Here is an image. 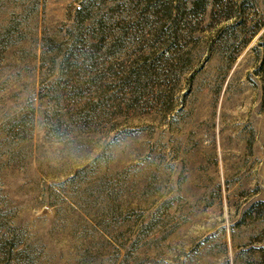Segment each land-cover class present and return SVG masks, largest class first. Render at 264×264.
Wrapping results in <instances>:
<instances>
[{
	"label": "rangeland",
	"instance_id": "374dc122",
	"mask_svg": "<svg viewBox=\"0 0 264 264\" xmlns=\"http://www.w3.org/2000/svg\"><path fill=\"white\" fill-rule=\"evenodd\" d=\"M0 264H264V0H0Z\"/></svg>",
	"mask_w": 264,
	"mask_h": 264
}]
</instances>
